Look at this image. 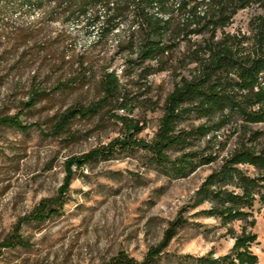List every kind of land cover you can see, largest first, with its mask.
I'll list each match as a JSON object with an SVG mask.
<instances>
[{"label": "rangeland", "instance_id": "1", "mask_svg": "<svg viewBox=\"0 0 264 264\" xmlns=\"http://www.w3.org/2000/svg\"><path fill=\"white\" fill-rule=\"evenodd\" d=\"M256 12L254 7L240 10L226 30L247 31ZM133 25L128 20L98 40L97 27L65 22L51 6L0 1V120L17 115L24 125L0 123V264H114L120 252L142 261L177 218L183 225L154 264L230 251L234 239L228 227L201 213L209 204L194 206L195 192L212 166L176 177L144 150L119 148L106 159L74 165L68 191L59 193L67 160H80L129 132L148 141L157 129L173 77L170 71L146 75L147 63L129 61L135 58L126 47ZM104 70L119 75V99L59 126L68 108L98 105ZM35 89L41 96L29 107ZM129 124L141 130H129ZM51 200L58 213L32 221L40 202ZM263 213L264 204L256 203L252 230L257 240L251 249L257 264H264ZM242 224L231 226L239 231ZM17 238L25 245L3 246Z\"/></svg>", "mask_w": 264, "mask_h": 264}, {"label": "trees", "instance_id": "2", "mask_svg": "<svg viewBox=\"0 0 264 264\" xmlns=\"http://www.w3.org/2000/svg\"><path fill=\"white\" fill-rule=\"evenodd\" d=\"M25 2L51 6V13L62 15L65 22H82L87 30L97 27L98 40L130 20L134 25L126 47L135 58L129 61L147 63L146 75L170 71L173 77L153 137L146 141L129 132L121 140L85 153L80 160H67L59 193L68 191L74 165L106 159L119 148L144 150L154 164L168 167L176 177L212 166L195 192L194 206L209 204L201 213L227 226L234 242L226 254L185 255L180 264H257L258 256L251 247L257 240L252 230L256 222L253 207L264 204V0ZM253 7L257 12L249 19L247 31L226 30L240 10ZM98 86L102 94L98 105L70 107L58 125L96 112V107L108 100L119 99L121 82L115 71L104 70ZM40 96L41 90H33L26 104L32 107ZM0 123L24 128L17 115L5 116ZM128 128L141 130L136 124ZM52 201L40 202L30 219L43 222L56 215L58 209ZM237 221L244 222L239 231L231 226ZM182 225L180 218L171 222L163 242L150 248L142 261L120 252L113 263L154 264ZM13 241L3 246L25 245L22 238Z\"/></svg>", "mask_w": 264, "mask_h": 264}]
</instances>
